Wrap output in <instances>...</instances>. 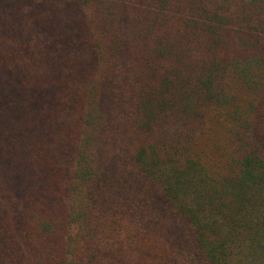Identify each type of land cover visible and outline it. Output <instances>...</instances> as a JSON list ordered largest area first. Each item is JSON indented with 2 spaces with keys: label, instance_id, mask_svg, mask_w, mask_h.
Masks as SVG:
<instances>
[{
  "label": "trees",
  "instance_id": "16d2710c",
  "mask_svg": "<svg viewBox=\"0 0 264 264\" xmlns=\"http://www.w3.org/2000/svg\"><path fill=\"white\" fill-rule=\"evenodd\" d=\"M0 264H264V0H0Z\"/></svg>",
  "mask_w": 264,
  "mask_h": 264
}]
</instances>
